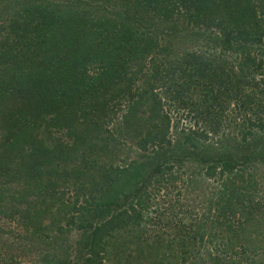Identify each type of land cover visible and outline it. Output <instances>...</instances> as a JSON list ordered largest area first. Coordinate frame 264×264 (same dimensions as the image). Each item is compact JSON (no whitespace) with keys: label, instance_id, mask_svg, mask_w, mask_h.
I'll return each instance as SVG.
<instances>
[{"label":"trees","instance_id":"trees-1","mask_svg":"<svg viewBox=\"0 0 264 264\" xmlns=\"http://www.w3.org/2000/svg\"><path fill=\"white\" fill-rule=\"evenodd\" d=\"M165 28L178 37L174 46L141 51ZM202 36V48L178 52L180 42ZM145 56L151 66L171 59L162 62L165 76L143 71ZM112 64L114 78L90 80L89 69L108 77ZM131 71L148 89L131 94L128 109L141 110L145 98L153 106L135 117L129 111L118 131L139 136L140 159L97 161L109 141L104 86ZM233 99L243 121L229 151L209 133ZM163 105L201 126L176 134ZM77 113L97 131L95 141L74 132ZM191 161L218 188L171 195L168 187L186 171L194 175ZM250 164H264V0H0V213L45 238L55 233V241L76 230L78 254L69 264H264L247 255L260 249L264 257V187ZM7 197L15 202L6 206ZM212 242L222 251L212 252ZM52 256L42 264H68Z\"/></svg>","mask_w":264,"mask_h":264},{"label":"rangeland","instance_id":"rangeland-1","mask_svg":"<svg viewBox=\"0 0 264 264\" xmlns=\"http://www.w3.org/2000/svg\"><path fill=\"white\" fill-rule=\"evenodd\" d=\"M109 9H112L111 7ZM201 27V26H200ZM203 28V27H202ZM165 30L163 34L158 33L157 41H151L149 45L143 44L140 45L141 51L143 50L142 47H148L150 50L163 47L165 46H174V42L177 41L176 38L172 35V37L167 36V29ZM156 32V31H155ZM186 35V34H185ZM161 37L168 38L163 40ZM204 36L200 37V42L198 44H195V42L192 39H189V41H182L180 42V45L178 47V52H183L185 49L189 48L190 46H198L202 48L204 44V41L207 40V38H203ZM156 43V46H153ZM191 49V48H190ZM196 50V47L195 49ZM153 52V51H152ZM228 54V53H227ZM167 60H159L155 63L154 66H151L150 64V57L145 56L143 60V65L145 66L146 73L150 72V76L153 75V72H156V74H159V77L165 76V67L162 65V62L166 63ZM115 65L112 64L110 74L103 75L102 70L98 67L89 69L88 75H91L90 80H94L95 82L100 83L104 79L107 78H114V75H117V69L114 67ZM131 74L128 78L122 79L119 81H116L114 86H104L106 87V91L103 92V97L109 102L110 106L109 109L111 112L107 114L105 117L104 122H106L107 126V137L109 138V141L107 143L106 151L107 155L105 156H96V160H100L105 163L113 162V164H119L121 166L127 165L131 160H138L140 159L139 152L135 148V142L138 139V135L136 133H133L132 130L126 129V130H119V128H122L123 125L127 121V114L130 111L132 113V117L142 115V113L148 114L145 110H142L144 108H152V100L145 98L143 100V104H140L138 107H141V110H131V107L128 109L129 105L134 104L133 101H130L131 94H134L137 92V89L139 88L142 90L143 88L148 89L147 84H143L139 82V75H141L139 72L131 71ZM106 76V77H105ZM138 77V78H137ZM149 77V76H148ZM108 83V82H107ZM111 84V83H110ZM113 85V84H112ZM167 83L164 81L157 82V87H155V91L153 90V93L158 98L163 97L164 89L161 86H165ZM132 87L131 91H129L127 88ZM241 86H239L240 88ZM70 93L75 92V89H72L69 91ZM195 101V99L193 100ZM135 102V101H134ZM230 104H228V107L226 108V112L222 116V119L220 120L221 124L216 128V132L209 133V136L211 137L212 141H215L223 139L226 143L225 146L229 147V151L234 150V145H232L233 140H237L239 138L237 125L243 121V116L239 115L238 109L236 107V104L233 100L229 101ZM235 106V107H234ZM163 112H168L170 114V117L172 119V125L174 123L178 122L177 132L176 134H179L180 129H187L192 128L194 130H197L201 124H194V120L191 119V117H188L186 119H183L182 111H179V115H181V118L179 119L178 116L175 114V112H171L166 105H163ZM193 114V113H192ZM79 114L77 113L75 116H72V119H76ZM124 122V123H123ZM77 124V125H76ZM76 125V126H75ZM199 125V126H198ZM72 126L74 132L76 134H80L82 138H87L88 136L93 137L95 141V135L96 132L93 128L87 127L86 123H82V119H76L75 123L72 120ZM122 126V127H120ZM105 127V126H103ZM221 129V130H220ZM64 131V129H63ZM187 131V130H186ZM119 132V134H118ZM172 138H175L176 134L172 130L171 133ZM60 146V142L58 144ZM116 148V151H115ZM105 153V152H104ZM79 154V152H78ZM77 161L73 162L76 163ZM189 166L191 170H193L195 173L193 176H188V171H186L184 175H182V178L178 179L174 187H168V190H170V194L175 195L178 197V193L180 194L179 198H186L187 195L190 197L193 194L190 191H195L196 187H199L200 190H198V197L199 194L206 193L209 195L214 189L218 188V179L217 180H211V182L204 178L202 175L203 170H201V167L195 164V161L189 162ZM249 171L252 172L254 179L262 184L264 187V164H250ZM188 168V165H185L182 172H184ZM240 173V172H237ZM246 174V173H244ZM188 176V177H187ZM196 182V183H195ZM191 183V184H188ZM16 190V187H12L10 192L14 193ZM63 191V190H62ZM164 190H161L163 193ZM64 192H68V190L64 189ZM70 192L66 194L67 200H65V203L68 202L70 197ZM10 197V196H9ZM9 197L6 199V206H9L10 204L14 203V200H10ZM51 201V200H50ZM34 203V201H31ZM18 207H25V203L17 204ZM153 206V205H152ZM154 207V206H153ZM153 207L151 209H153ZM34 207H32L33 209ZM55 208L52 207V212L55 213ZM31 209V210H32ZM68 210V209H67ZM7 212V207L5 208V211ZM201 212V211H199ZM49 220L46 219L44 221V224L48 223ZM37 228V227H36ZM35 227H31L28 230L22 228V226H19L16 221H13L9 219L7 215L4 213H0V264H42L44 262L43 257L45 255L46 258H49L51 255L52 257H55V261H63L66 259L67 263L69 262L74 263L76 261V255L78 254V243H79V233L76 230H71L68 233H65L64 235L60 236L57 241L52 239V236L55 235V233H49V238H45L40 235V233L37 232V229ZM39 228V226H38ZM261 231L264 232V222L261 224L260 228ZM57 234V233H56ZM253 236V235H252ZM262 245V242H257V246ZM253 246V243H252ZM212 249V252L214 248L216 247L219 251H222V245L221 242H212V244L209 246ZM243 245H237L235 247V251H239L240 248H242ZM247 247V246H246ZM205 248H202V251H204ZM229 249V248H228ZM249 258L255 259V260H262L264 257L260 256V249H257V253H248L247 254ZM114 259V257H111ZM244 264H254L253 262H245ZM103 264H112V262H108L105 260ZM263 264V263H260Z\"/></svg>","mask_w":264,"mask_h":264}]
</instances>
